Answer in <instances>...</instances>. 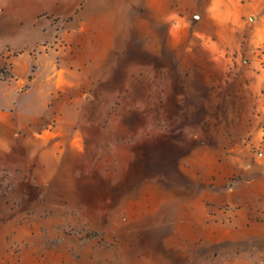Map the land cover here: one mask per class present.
Wrapping results in <instances>:
<instances>
[{
  "label": "crops",
  "instance_id": "0c3cea01",
  "mask_svg": "<svg viewBox=\"0 0 264 264\" xmlns=\"http://www.w3.org/2000/svg\"><path fill=\"white\" fill-rule=\"evenodd\" d=\"M259 38L264 0H0V215L66 201L99 233L77 247L94 263H165L200 237H262L264 215L257 227L221 210L245 199L214 178L237 160L214 107L246 101L241 57ZM10 230L0 225L1 241Z\"/></svg>",
  "mask_w": 264,
  "mask_h": 264
},
{
  "label": "rangeland",
  "instance_id": "374dc122",
  "mask_svg": "<svg viewBox=\"0 0 264 264\" xmlns=\"http://www.w3.org/2000/svg\"><path fill=\"white\" fill-rule=\"evenodd\" d=\"M41 17L45 18L46 14ZM9 56L5 52L0 55L2 77L9 76ZM42 59L46 61L45 57ZM241 59L247 64L246 101L237 104L232 99L230 104L214 107L215 113H223L224 125L230 126L231 155L237 160L214 178L220 180L231 194L238 193L245 199L239 203L222 204L220 209L231 213L245 212L249 225L263 227L260 223L264 215V39L255 40L253 50ZM37 74L40 81L45 80L47 68L40 67ZM231 75L233 78L244 77L242 72H233ZM253 85L257 87L256 95L252 90ZM215 135L216 140H223L221 133L216 131ZM224 137L226 140V135ZM6 202L12 208L30 206L28 200ZM66 204V201L39 197L37 206L32 209L29 207L21 216L0 215V225L7 224L12 228L5 232L6 240H0V264H130L94 263L89 259L82 261L77 247L99 233L86 229L77 214H66ZM219 220H224L222 215ZM191 244L195 246L189 251L191 253L181 257L172 255L165 263L151 264H220L225 258L238 254H246L256 264H264V235L257 238L252 236L240 242L222 243H213L200 237ZM68 252L74 254L73 257L66 256Z\"/></svg>",
  "mask_w": 264,
  "mask_h": 264
}]
</instances>
